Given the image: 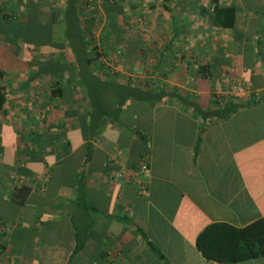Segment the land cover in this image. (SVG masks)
I'll list each match as a JSON object with an SVG mask.
<instances>
[{
	"label": "crops",
	"instance_id": "obj_1",
	"mask_svg": "<svg viewBox=\"0 0 264 264\" xmlns=\"http://www.w3.org/2000/svg\"><path fill=\"white\" fill-rule=\"evenodd\" d=\"M211 1L79 0L89 38L103 20L101 43L121 42L122 62L138 70L119 83L165 88L196 106L170 95L131 102L83 138L88 103L75 78L67 85V72L52 79L47 70L71 58L48 35L24 38L51 27L59 42L66 0H0V264H264L207 260L195 245L209 224L264 218V107L207 121L199 113L232 99L230 80L264 91V0H219L240 8L236 31L210 23ZM136 16L151 35L134 38ZM55 80L62 97L51 94Z\"/></svg>",
	"mask_w": 264,
	"mask_h": 264
},
{
	"label": "trees",
	"instance_id": "obj_2",
	"mask_svg": "<svg viewBox=\"0 0 264 264\" xmlns=\"http://www.w3.org/2000/svg\"><path fill=\"white\" fill-rule=\"evenodd\" d=\"M79 0H66L63 22L65 28L60 32V41L52 42L53 31L49 27L39 30L27 28L24 32L28 40H41L48 35L50 43L60 50H66L67 57L71 58L66 63L51 64L47 70L52 79H58L61 72H67L66 84H70L73 78L77 87L81 90L83 98L88 103L86 115L82 118L83 138H91L104 119L117 120L124 111V107L131 102L149 103L154 105L170 95L176 97L185 105L194 104L189 101L187 95L169 93L165 88H146L132 84H122L109 74H104V67L98 63L99 54L96 45L92 44L88 34L81 28V20L77 5ZM240 8L236 4L221 5L219 0L211 1L210 23L220 29L236 31L237 15ZM34 36V37H33ZM37 41V42H38ZM52 86L51 94L54 97H62V88ZM58 85V84H57ZM253 87L254 85L251 84ZM232 99L222 109L210 112H200L203 121L208 118H229L231 114L241 108L252 106L264 107V92L258 98L251 96L244 101L237 102ZM4 103L3 87L0 86V109ZM264 109V108H263ZM198 113V112H197ZM201 128V132L204 129ZM134 134L138 138H145L137 131ZM225 236V237H221ZM228 241V246H223V241ZM196 248L207 260L218 263H237L264 257V218L258 219L243 228H234L226 223H213L207 225L195 240ZM82 244L76 246V251ZM69 263V261H68ZM67 263V264H68Z\"/></svg>",
	"mask_w": 264,
	"mask_h": 264
},
{
	"label": "rangeland",
	"instance_id": "obj_3",
	"mask_svg": "<svg viewBox=\"0 0 264 264\" xmlns=\"http://www.w3.org/2000/svg\"><path fill=\"white\" fill-rule=\"evenodd\" d=\"M91 10H89L90 12H94L96 11L97 4H93L91 3ZM89 5V6H90ZM139 17L136 16V21H133V28H131L133 31H131L136 38L137 36H140L142 38L143 35L147 36V35H151L149 29L147 28V25L145 27L140 26L139 24V20L137 19ZM95 22L97 23V27H94L93 31L90 33L91 34V42L92 44L96 45V52L99 54V58H98V63H100L105 71H102L104 74H109L111 75V77H116V79H119L120 81H124L125 79L120 77L122 76V72L125 74V72H128L129 69L132 70L133 72H138V70L134 67L136 66H131L132 68H130L129 63L127 62H122V60L126 59L127 56H129L127 54V50L126 47L123 46V44L121 42H116L118 43L117 46L115 47H106L104 45V43H101V33L102 31L100 30V27L102 25L103 20L97 19L95 18ZM140 26V27H139ZM127 35V33H126ZM123 37V35H122ZM148 51L152 52L153 48H147ZM144 51V50H142ZM146 51V50H145ZM147 52V51H146ZM134 53L130 54V59H134L133 57H135L133 55ZM137 53H135L136 55ZM133 55V57H131ZM152 55H150L151 57ZM136 60V57H135ZM154 64L153 61H151L149 64H145L142 65V70L145 69V75L146 76H152V74L154 73ZM126 76V75H125ZM153 80L152 77H149V79H147V81ZM232 81V80H230Z\"/></svg>",
	"mask_w": 264,
	"mask_h": 264
},
{
	"label": "built area",
	"instance_id": "obj_4",
	"mask_svg": "<svg viewBox=\"0 0 264 264\" xmlns=\"http://www.w3.org/2000/svg\"><path fill=\"white\" fill-rule=\"evenodd\" d=\"M262 91H255L251 85L247 84L246 82L242 80H232L227 83V89L226 94L233 98H249L251 96H254L258 98L260 96V93ZM264 92V91H263ZM142 176L146 177L148 175V172L146 168H141L139 172ZM140 188L142 190L145 189L144 184H140Z\"/></svg>",
	"mask_w": 264,
	"mask_h": 264
}]
</instances>
